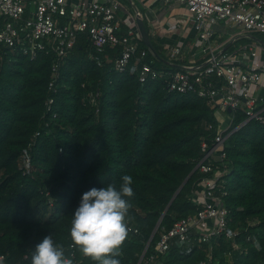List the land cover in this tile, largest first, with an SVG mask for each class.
I'll return each instance as SVG.
<instances>
[{"label": "trees", "instance_id": "1", "mask_svg": "<svg viewBox=\"0 0 264 264\" xmlns=\"http://www.w3.org/2000/svg\"><path fill=\"white\" fill-rule=\"evenodd\" d=\"M151 43L162 58L161 49ZM139 49L147 50L142 40ZM118 53L104 52L111 60ZM95 58L89 40L80 35L59 67L57 93L46 111L53 56L41 53L31 60L0 47L4 264H30L32 250L50 234L65 246L73 264H94L67 247L72 215L82 194L110 184L119 187L125 174L133 178L134 196L129 198L128 236L116 259L120 264H137L165 208L202 159V142L208 147L214 143L220 125L216 110L195 94L170 93L164 79L141 84L132 66L117 73L103 54L100 67ZM145 62L158 71L178 70L176 64H164L152 55ZM95 91L98 113L86 101ZM244 120L243 114L234 113L223 133L225 159L212 162L216 170L226 171L221 199L228 211L227 228L238 230V236L233 241L214 237L209 245L200 246L193 241L173 243L165 253L157 252L161 232L200 210L193 202L195 192L202 178L212 174L196 170L162 217L140 264L152 256V264H264V126L255 121L242 125ZM24 158L29 159L27 171Z\"/></svg>", "mask_w": 264, "mask_h": 264}, {"label": "built area", "instance_id": "2", "mask_svg": "<svg viewBox=\"0 0 264 264\" xmlns=\"http://www.w3.org/2000/svg\"><path fill=\"white\" fill-rule=\"evenodd\" d=\"M75 2L0 0V47L18 51L31 60L41 53L53 56L51 79L47 84L49 97L44 103L46 111L50 110L54 103L53 96L57 93L59 67L72 52L78 37L85 35L96 54L98 67L103 62L99 56L103 54L105 61L111 63L117 73H123L132 66L139 83L164 79L168 92L181 95L193 93L209 108L226 115L229 124L223 130L219 125L212 146L208 147L206 142L201 144L203 157L197 164V170L204 175L212 174V177L202 178L197 186L193 202L200 210L161 232L156 250L165 253L173 243L187 245L191 241L198 246L209 245L212 238L222 235L233 241L240 232L227 228L228 211L221 199L225 195L221 178L226 171L216 170L212 162L225 159L223 133L235 112L244 115L242 125L255 121L264 126V94L260 96L255 93L264 68L257 60L264 58V46L248 39L246 43L236 45L246 35H255L262 41L259 36H264V0H164V3L177 2L185 7L206 52L202 65L165 71H158L145 62L152 53L148 49H139L142 39L136 27V14L128 12L118 0ZM220 22L240 30L231 31L225 41L212 44L214 27ZM230 43L235 47L223 49ZM111 49L119 52L112 60L104 54ZM183 52V48L174 46L166 51V57L171 62H177ZM98 98V91L89 93L86 98L96 113ZM228 110L231 115L227 113ZM22 166L25 171L29 169L28 158L23 159ZM196 234L198 236L191 239V235ZM237 248L233 244V250ZM226 256L229 257L230 253ZM152 263L153 256L145 261V264Z\"/></svg>", "mask_w": 264, "mask_h": 264}, {"label": "clouds", "instance_id": "3", "mask_svg": "<svg viewBox=\"0 0 264 264\" xmlns=\"http://www.w3.org/2000/svg\"><path fill=\"white\" fill-rule=\"evenodd\" d=\"M131 175H123L119 187L110 184L107 187L92 188L82 194L75 209L68 232V249L74 250L94 264H120L116 259L127 239L129 212L132 208ZM258 247V245H257ZM63 244L54 242L52 235L45 236L31 252L30 264H73L67 258ZM5 257L0 255V264Z\"/></svg>", "mask_w": 264, "mask_h": 264}, {"label": "crops", "instance_id": "4", "mask_svg": "<svg viewBox=\"0 0 264 264\" xmlns=\"http://www.w3.org/2000/svg\"><path fill=\"white\" fill-rule=\"evenodd\" d=\"M73 1V2H72ZM90 0H86L88 2ZM71 3H76L71 0ZM131 14L140 13L150 40L161 49L163 63L176 64L178 69L186 66L202 65L205 63L206 52L200 44L198 34L190 21L185 7L177 2L164 3V0H127L122 4ZM234 26L225 25L220 22L214 27L215 43H221L228 38L231 31H239ZM255 35H246L236 45L244 44L248 40H253ZM248 39V40H247ZM254 41V40H253ZM174 46L183 48L181 59L171 62L166 57V51ZM235 45L226 44L223 49L234 48ZM258 64L264 66V58L257 60ZM264 68L261 72L260 82L255 93L264 94ZM263 75V76H262ZM218 121V120H217Z\"/></svg>", "mask_w": 264, "mask_h": 264}, {"label": "water", "instance_id": "5", "mask_svg": "<svg viewBox=\"0 0 264 264\" xmlns=\"http://www.w3.org/2000/svg\"><path fill=\"white\" fill-rule=\"evenodd\" d=\"M128 1H130V0H128ZM135 22H136L137 30H138V32H139V35H140V37H141V39H142V41H143L145 47H146V48L152 53V55H153L155 58L159 59L160 61H163V60L160 58V56L158 55V53L155 51V49H154V47H153V45H152V43H151V41H150V39H149L148 33H147V31H146V28H145V25H144V23H143V20H142V17H141V15H140V13H136ZM253 40L256 41V42H258V43H260L261 45L264 46V42L261 41L260 39H257V38H254V37H253ZM227 113L231 115L230 110H228ZM228 124H229V119H226V120L223 122V124L221 125V129H222V130L225 129V128L228 126ZM196 170H197V165H196V167L193 169V171L190 173V175L184 180V182L181 184V186L178 188V190L176 191V193H175L174 196L172 197L171 201L169 202V204H168L167 207L165 208V210H164L163 214L161 215L159 221L157 222V224H156V226H155V228H154V230H153V232H152V235H151V237H150V240H149V242L146 244L145 249L143 250L142 255H141V257H140V260H139V262H138L137 264H140V263H141V260L143 259V256H144V254H145V252H146V250H147V248H148V246H149V244H150V241H151V239L153 238L154 234L156 233L157 228H158V226H159V224H160V221H161L162 217L164 216V214L166 213V211L168 210L170 204L172 203V201L174 200V198L177 196V194L180 192V190H181L182 187L185 185V183L188 181V179L190 178V176H191Z\"/></svg>", "mask_w": 264, "mask_h": 264}, {"label": "rangeland", "instance_id": "6", "mask_svg": "<svg viewBox=\"0 0 264 264\" xmlns=\"http://www.w3.org/2000/svg\"><path fill=\"white\" fill-rule=\"evenodd\" d=\"M191 21V20H190ZM191 23H192V21H191ZM259 38H261L263 41H264V36H259ZM264 75V74H263ZM262 75V76H263ZM215 117H216V119L218 120V122H219V124H220V127H221V125L223 124V122L225 121V119H226V115H224V114H221V113H219V112H216L215 113Z\"/></svg>", "mask_w": 264, "mask_h": 264}]
</instances>
